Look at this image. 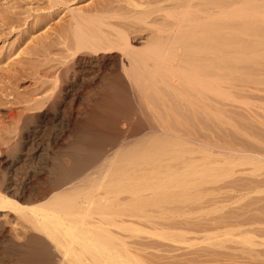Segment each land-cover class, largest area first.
<instances>
[{"label": "bare ground", "instance_id": "1", "mask_svg": "<svg viewBox=\"0 0 264 264\" xmlns=\"http://www.w3.org/2000/svg\"><path fill=\"white\" fill-rule=\"evenodd\" d=\"M48 1L60 4V0ZM193 1L164 10L163 18L173 24L167 19L171 25H160L145 44L129 40L123 28L110 27L101 16L69 10L70 22L60 37L65 54L75 62L56 72L51 93L30 100L31 105L25 102V111L31 114L23 117V124H28L19 129L28 143L19 155L1 162L9 177L2 180L0 176V217L15 218L28 233L19 247L22 250L18 249L21 254L15 260L10 256L9 264H143L138 252L147 245L130 242L127 233L143 222L161 228L147 220L145 208L160 203L153 201L167 188L172 190L178 184L183 188L177 179L180 175L197 172H191L195 163L190 164L189 158L183 172V164H176L179 169L170 165L175 162V150L184 145L179 144L187 141L176 133L179 111L170 110L172 100L169 96L167 101L166 92L180 94L177 87L182 84L189 88L204 83L206 88L208 81L214 87H207L216 90L215 80L226 72L234 75L233 68L220 66L249 63L264 47V0H226L222 7L216 3L220 0L196 5ZM155 10L163 8L157 4ZM147 14L150 12L138 18L140 25H147ZM103 27L115 34L105 33ZM96 66L111 69L101 76L98 70L93 72ZM208 75L214 76L215 83ZM192 89L197 88H189L190 92ZM189 97L185 95V99ZM255 111L238 112L245 123L223 132L220 166L224 185L211 193L212 206L219 205L224 211L219 226L214 225L218 227L213 228L214 234L221 235L226 249L236 245L239 264H264V111ZM44 125L61 127L50 151L46 143H29ZM1 226L2 244L7 238ZM193 230L191 233L197 231Z\"/></svg>", "mask_w": 264, "mask_h": 264}, {"label": "rangeland", "instance_id": "2", "mask_svg": "<svg viewBox=\"0 0 264 264\" xmlns=\"http://www.w3.org/2000/svg\"><path fill=\"white\" fill-rule=\"evenodd\" d=\"M194 1L193 5H196L200 4L203 0ZM220 1L222 3L219 1H216V3L221 7L223 3V5H225L226 0ZM183 2H185V0H158V2L157 0H60V4H52L48 0H0V163L6 157L12 158L13 155H19V150L23 149L28 143L23 137L25 134H23V131L21 132L19 128L21 125L28 124H23V122H25V118L23 119V117L31 114L27 109L25 111L29 101H33L39 96L42 98L45 96V93H51L49 90L52 89L50 87H53L52 79L58 76L56 72L58 70L59 73L62 72V68L64 70L66 66L68 68L75 62L73 58L65 54L63 50L65 47L62 46L63 40L60 37V34L67 30L70 22L71 16L69 10L80 11L86 16H101L103 17L104 23H107L110 27L117 30L123 28L122 30L127 33L129 40L145 44L156 33L155 31L160 25L161 27L162 25H171L167 20L169 18L166 19L167 21L163 18L166 14L165 11ZM156 3L158 7L163 8V11L158 12L155 10L157 7ZM208 9H211V7ZM216 10L217 9H214L215 12ZM145 12H150V15L147 14V25L149 27L144 24L140 25L141 23L138 21V18L141 17L142 13L145 14ZM124 17H126V19ZM169 22L173 24V21L170 19ZM102 30L107 34H115L114 31L107 27H103ZM109 66L107 68L108 70L98 69L99 67L96 66L93 72L96 74L98 70L99 72L97 74L104 76V74L106 75L110 71L111 67ZM220 67V69H222V67H224V69H227V67H229V69L233 68L232 71H234V75H229V73L224 72V77H220L221 80H223L222 82L221 80L217 81L215 78H211L214 77L213 75H208L207 77H210V80L213 82L215 80L216 82L215 88L217 89L215 90L213 88V90L211 88L213 92H211L210 87H214V84L212 81L213 86H211V83L207 84L210 82L208 78V82L205 83L206 88L204 87V83H202L204 89L208 91V93H203L205 90L201 89L202 86H196L194 83L193 85L195 87L190 85L189 88H197L195 90L199 93L193 89L192 91H194V93H192V91L190 92L189 88H187L188 86L184 84L185 87H183L184 85L182 83L180 84L183 86L179 85L177 87V92H180V94H173L174 96L176 95V97L169 94L170 92H166L168 95L166 98L167 101L170 98V100H172L169 101V104L172 102L173 106L171 107L173 109L170 110L176 108L175 110L179 111L178 114H176V116L178 115L179 117H176V119H178L177 123H175L176 121L174 122L177 126L174 125L178 128L175 127L176 133L181 137L184 136L183 138H186L187 141H182L185 139L177 140L179 142L182 141V143L179 144L180 146L184 143L181 147L178 145L183 153H180L179 156L178 153L180 148L176 149L174 152L175 154L173 153L175 162L172 161L170 165L172 167L175 165V169H177L179 167L178 165L183 164V167H181L183 172L184 162H187L189 158L190 164L195 163L192 167L194 169L191 168V172L194 170H197V172L190 173V175L188 174L189 176L187 175L185 177V174L180 175L181 178L178 177L177 179L181 181L178 183L182 184L183 182V188L182 185L179 187V184L178 187L180 189L176 187L177 185L175 186L176 188L174 187L175 190L172 188L174 191L171 189L170 191L169 188H167L168 190L166 189V191H163L161 194L162 198L159 197V194L157 195L158 197L156 196L157 198L155 197L156 200L153 201V203L156 201L162 202L165 199L164 203L160 202L161 204L156 203V205L151 204L150 202L154 198L153 197L149 202L150 205L147 204L148 207L145 208L146 210L144 209L145 214L149 216L147 220L159 224L162 229L159 227L154 229L150 226V223L143 222L142 224L139 223V228L131 229V231L127 233L128 237H130V242L144 244V246L147 245L146 250L138 252L143 264H239L236 245L230 244L231 250L226 249L221 235H219V233L214 234L216 230L213 228H218L214 225L216 224V226H219L217 223H220L219 221L223 218L222 215H224V211L222 212L219 205L212 206L211 200L215 199H213L214 195H211V193L219 191L224 185L223 169L220 166V152L223 145L222 134L224 135L225 132L232 131V129L234 130L233 125L238 127L239 124L242 123L241 125H243V123H245V121L239 119L240 116H238V112L243 114L245 110H256L255 112L264 111V47L257 50L256 57L249 63L242 62L241 64ZM207 70L210 71L211 69L208 68ZM207 85L210 87L208 88ZM184 88H186L185 90L188 89V91L184 90L183 92L182 89ZM195 92L199 94L200 97H197L198 95L195 94ZM161 94L167 96L164 90H161ZM185 95L186 97L190 96L189 98H191V101L189 98L186 99L187 101L189 100L192 105L186 104L189 102L184 103L183 99L186 100ZM169 96L171 97L169 98ZM177 98L180 100L178 99L177 101ZM201 99H203V101ZM27 101L28 103L26 105L25 102ZM178 102L181 104H177ZM30 103L29 105H31ZM178 105L180 108L181 106L183 108L180 109ZM167 106L166 108L168 110ZM181 112L183 113L181 114ZM20 113H22L21 119L20 117L18 118ZM15 116L22 121V124H18L17 119H12L13 117L15 118ZM187 118L189 119L187 120ZM229 124L231 126H229ZM54 127L55 125L42 126L39 132L33 134L30 137L31 139L29 138V143H46L49 150L51 148L50 146L53 144L52 141H54L59 131H61V127ZM185 134L191 135L188 137ZM192 141L198 142H194V144ZM185 143H188L186 144V146L188 145L187 148ZM196 161L200 163H196ZM169 163L170 162H168V164ZM36 164L38 165L40 163L36 162ZM162 164L167 165L163 162ZM198 164L201 165L199 166ZM34 165L33 167H35ZM4 167L5 166L1 163L0 176L2 180L3 178L7 180L9 174ZM35 168H38V166ZM182 177H184V181ZM175 182H177V180ZM186 182L187 184L189 183V186ZM0 218L5 238L9 240L5 239L2 244L0 243V264H9L12 257L15 260L18 258V255L21 254L20 250L22 249L19 247L22 245L23 237L28 233L23 227V224L15 220V218L5 214ZM196 225H202V227L207 225L205 227H208L207 230L210 229V225V227L212 226V230H210L212 232H208L206 229L201 230L196 227ZM191 229L197 231L191 233ZM170 232L172 234H170ZM205 232H207V234H205Z\"/></svg>", "mask_w": 264, "mask_h": 264}]
</instances>
